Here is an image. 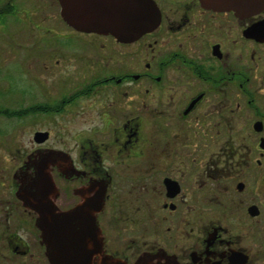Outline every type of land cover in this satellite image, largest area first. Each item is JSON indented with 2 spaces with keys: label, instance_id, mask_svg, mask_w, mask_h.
Here are the masks:
<instances>
[{
  "label": "flooded vegetation",
  "instance_id": "obj_1",
  "mask_svg": "<svg viewBox=\"0 0 264 264\" xmlns=\"http://www.w3.org/2000/svg\"><path fill=\"white\" fill-rule=\"evenodd\" d=\"M147 1L159 21L136 34V0H70L72 23L61 0H0L18 95L0 115L31 125L17 169L61 153L49 218L97 261L264 264V7ZM3 186L0 264H51L50 233Z\"/></svg>",
  "mask_w": 264,
  "mask_h": 264
},
{
  "label": "water",
  "instance_id": "obj_2",
  "mask_svg": "<svg viewBox=\"0 0 264 264\" xmlns=\"http://www.w3.org/2000/svg\"><path fill=\"white\" fill-rule=\"evenodd\" d=\"M63 4V15L69 23H72L70 0H61ZM209 7H223L218 0H202ZM246 2V1H245ZM137 11H131V21L126 16V30L131 25V31L140 34L151 29L159 21V15L155 8L147 0H136ZM134 7V6H133ZM229 9H235L239 13L257 11L264 7V0H253L249 5H225ZM136 19L137 23L133 22ZM96 18L85 19L84 22H94ZM102 23L104 19L100 20ZM131 22V23H130ZM136 27H135V26ZM135 27V28H134ZM121 31V30H120ZM117 30V33L120 32ZM61 157V153L49 150L37 156L34 162V172H24L22 167L13 174L14 187L17 198L26 207L34 210L37 214V225L45 228L50 233V240L47 241L46 255L51 264H116L111 256H105L97 261L95 255L97 246H88L86 242H72V229L68 228V223L60 225V222L49 217H56L59 214L54 211L55 204L50 195L56 191V186L51 173V165L56 164ZM94 199H97L93 197ZM87 200V199H86ZM90 200L80 205V207L91 206ZM98 205V204H97ZM85 215V214H83ZM62 232L65 235L59 236ZM59 239L62 243H57ZM58 241V242H60Z\"/></svg>",
  "mask_w": 264,
  "mask_h": 264
},
{
  "label": "rangeland",
  "instance_id": "obj_3",
  "mask_svg": "<svg viewBox=\"0 0 264 264\" xmlns=\"http://www.w3.org/2000/svg\"><path fill=\"white\" fill-rule=\"evenodd\" d=\"M17 42L21 43L20 38L15 39ZM15 54V53H13ZM12 52L10 46H7L4 39L0 38V70L4 73H8L10 70L15 69L12 66L14 62L11 61ZM15 80L21 78V76H14ZM4 74L0 73V106L13 107L16 106L15 100L11 98L18 96L13 93V97L5 95L3 86H5ZM7 88H9L7 86ZM29 119L19 118V117H8L5 115H0V178L5 179L9 184L12 179V175L21 164V153L25 144L28 143L30 136L29 129L31 127L28 123ZM49 122V120H43ZM9 191L8 186H3L0 191Z\"/></svg>",
  "mask_w": 264,
  "mask_h": 264
}]
</instances>
